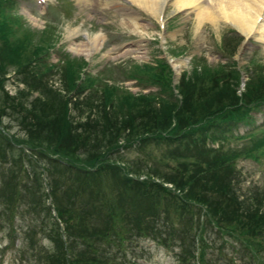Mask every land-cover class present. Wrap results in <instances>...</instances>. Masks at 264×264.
<instances>
[{
	"label": "trees",
	"instance_id": "1",
	"mask_svg": "<svg viewBox=\"0 0 264 264\" xmlns=\"http://www.w3.org/2000/svg\"><path fill=\"white\" fill-rule=\"evenodd\" d=\"M17 3L0 0V162L9 163L8 174L1 171L0 201L12 218L16 202L22 201L20 186L32 176L36 187L24 185L29 209L34 212L41 202L38 207L57 231L48 235L54 244L50 249L36 242V225L27 226L29 264L31 259L32 264H123L124 257L121 261L109 251L116 247L120 253L124 240L133 236L154 239L172 251L178 264H210L206 255L213 247L204 224L238 240L252 264H263L264 189L240 198L235 164L242 157L260 161L264 133L237 150L208 145V139H229L226 132L237 124L251 125V112L264 106L263 64L250 61L240 89V69L231 57L241 36L230 46L228 40L222 44L226 63L210 67L194 56L192 68L182 71L174 85L166 58L122 66L126 78L158 90L134 94L103 81L98 73L105 67L85 71L89 62L61 52L53 25L28 28L12 12ZM52 51L61 54L51 64ZM11 71L24 87L10 95L5 83ZM55 74L61 90L48 82ZM6 117L17 123L13 135ZM149 143L183 146L170 150L161 168L149 167L151 174L132 172V166L111 159ZM42 160L47 163L38 168L35 163ZM44 172L52 180L48 192ZM48 198L52 203L46 204ZM10 203L16 205L10 208Z\"/></svg>",
	"mask_w": 264,
	"mask_h": 264
},
{
	"label": "rangeland",
	"instance_id": "2",
	"mask_svg": "<svg viewBox=\"0 0 264 264\" xmlns=\"http://www.w3.org/2000/svg\"><path fill=\"white\" fill-rule=\"evenodd\" d=\"M12 12L16 13L15 15L19 16L28 28L40 31L49 24L53 25L59 36L57 40L59 43L56 47L61 52L69 53L72 57H82L89 62L85 71L98 73L105 67V70L98 73L103 81L114 83L119 88L134 94L158 90L155 86L140 84L134 78H126L122 66L130 64V62L154 64L158 58H166L171 68L174 67L173 62L179 65L180 75L183 70L192 68L191 60L194 56L204 58L210 67L216 66L228 61L229 56L225 55L221 49L224 41L228 40L229 44L237 36H241L240 43L244 42L245 45L243 48L242 45L237 47L235 56L231 57V61H234L233 65H236L241 72H244L246 66H252L250 61L256 65H264V43L257 37L245 36L227 22H220L217 25L204 22L199 30H196V13L188 12L183 8L176 9L171 0L168 1L163 12L156 16L147 13L137 0H18V3L12 8ZM135 20L139 22L137 23ZM97 35L103 38L102 42L99 41ZM93 42H97L96 45L93 46ZM172 50L178 51L179 55H174ZM60 54V52L52 51L48 62L56 63ZM7 76L5 87L10 95L14 94L17 88L24 87L23 84H17L14 81L12 71ZM248 77L246 76L245 80ZM245 80L240 85L241 90L245 87ZM48 82L54 87L62 89L63 84L58 74L51 76ZM36 94L34 93V95ZM83 94L86 95V92ZM70 105L71 113L78 116L76 115L78 110L73 109L72 104ZM251 116L253 118L251 125L237 124L231 127V131L226 132L229 139H225L226 141L221 138L215 139V141L208 139V145L214 149L219 146L225 151L247 147L253 136L257 137L264 133V106L252 111ZM4 119L5 125L10 124L9 133L13 135L18 127L17 123L8 117ZM249 132L252 134L248 135ZM22 134L24 135L23 131L20 135ZM182 146L183 144L181 146L155 143L138 144L129 151H121L120 156L113 154L111 159L122 165L132 166V172L144 170L151 174L149 167L152 170L161 168L160 160L169 159V151ZM186 153L188 154V152ZM187 159L190 160V158ZM172 162L174 164L173 160ZM43 163L45 165L46 160L38 161L35 164L41 168ZM8 164L0 162V184H3L1 181L3 172L8 174V170L4 169ZM26 165L30 171L29 165L27 163ZM235 166L238 171L235 186L240 198H247L255 193V190L264 189V156L260 158V161L252 160L249 157L238 158ZM40 175L45 178L44 190L48 192V182L50 183L52 180L45 172ZM136 175H140L142 178L146 177L144 173ZM8 178L9 176L6 177L5 182L9 180ZM68 178L72 179L70 176ZM154 179L159 180L158 178ZM26 182L20 186L23 193L20 199L23 202H16L19 204L13 209L15 215L12 218L8 217L10 212H7L8 209L4 210L5 205L0 201V264H29L28 258L31 255L26 257L27 254H25L30 241L26 233L27 226L36 225L38 245L50 249L54 245L48 235H50V231L53 234L57 231L52 232L51 217H48V221H50L48 223L46 213L38 207L41 202L38 201L34 212L29 209L31 203L24 185L32 184L36 187V182L32 176ZM167 185L172 186L169 183ZM45 202L49 204L52 203V200L48 198ZM16 204L10 203L9 206L12 208ZM51 214L55 219L57 213L52 210ZM204 226L207 231V240L213 247L208 249L206 255L210 264H252V259H249L250 256L247 255L248 252L242 249L243 245L238 240L229 238L228 234H220L211 227L206 228L205 224ZM124 241L120 253H116L119 252L116 247H112L109 251L110 255H118L121 261L124 257L123 264H178L172 251L158 245L154 239L133 236L130 240ZM37 247L36 245L35 248L37 249ZM235 249H240L241 253L236 252ZM123 250L125 251L124 255L122 254ZM32 263L33 259L30 261V264Z\"/></svg>",
	"mask_w": 264,
	"mask_h": 264
},
{
	"label": "bare ground",
	"instance_id": "3",
	"mask_svg": "<svg viewBox=\"0 0 264 264\" xmlns=\"http://www.w3.org/2000/svg\"><path fill=\"white\" fill-rule=\"evenodd\" d=\"M147 13L160 15L170 0H137ZM176 9L195 12L196 30L204 22L212 24L227 22L245 36L257 37L264 43V0H171ZM121 5V4H120ZM119 5V6H120ZM117 8V7H116ZM125 9V8H123ZM131 14V13H130ZM125 15V14H124ZM132 15V14H131ZM127 16V15H126ZM134 18V16H132ZM130 20V19H129ZM132 21V20H131ZM136 21V20H135ZM137 22V21H136ZM139 22V21H138ZM137 22V23H138ZM138 25V24H137ZM135 27V26H134ZM99 41L103 38L99 35ZM99 42V43H100ZM93 42L92 45H96ZM76 49V48H75ZM178 74L179 65L173 62Z\"/></svg>",
	"mask_w": 264,
	"mask_h": 264
},
{
	"label": "water",
	"instance_id": "4",
	"mask_svg": "<svg viewBox=\"0 0 264 264\" xmlns=\"http://www.w3.org/2000/svg\"><path fill=\"white\" fill-rule=\"evenodd\" d=\"M174 80H173V82H176L178 79L176 78V74H175V72H174V78H173ZM242 80H243V77H242Z\"/></svg>",
	"mask_w": 264,
	"mask_h": 264
}]
</instances>
